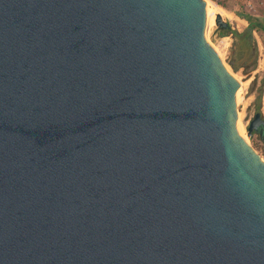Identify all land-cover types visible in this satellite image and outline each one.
<instances>
[{"label": "water", "instance_id": "95a60500", "mask_svg": "<svg viewBox=\"0 0 264 264\" xmlns=\"http://www.w3.org/2000/svg\"><path fill=\"white\" fill-rule=\"evenodd\" d=\"M211 11L0 0V264H264V158Z\"/></svg>", "mask_w": 264, "mask_h": 264}, {"label": "rangeland", "instance_id": "374dc122", "mask_svg": "<svg viewBox=\"0 0 264 264\" xmlns=\"http://www.w3.org/2000/svg\"><path fill=\"white\" fill-rule=\"evenodd\" d=\"M220 12L225 11L224 19L230 23L231 28L242 31L248 22L242 18L243 13L257 16L264 23V0H207ZM211 28L205 33L206 40L213 46L227 68L234 74L240 84L236 109L241 131L246 141L264 158V141L260 135L253 131L251 136L247 135V127L256 112L264 117V34L255 32L254 37L258 46L256 67L249 73L244 71L243 63L249 61L250 47L242 40L232 35H225L219 39L222 30L218 32L215 16L211 22ZM206 31V29H205ZM233 59L237 69H234L229 60ZM255 81V84L253 85ZM253 90V91H252ZM261 92V99L256 101L257 94ZM259 105V109H257Z\"/></svg>", "mask_w": 264, "mask_h": 264}, {"label": "trees", "instance_id": "16d2710c", "mask_svg": "<svg viewBox=\"0 0 264 264\" xmlns=\"http://www.w3.org/2000/svg\"><path fill=\"white\" fill-rule=\"evenodd\" d=\"M241 17L244 18L248 22V24L246 25V27L242 31L231 28L230 23H228V25L226 27L222 28V32H221L222 34L221 35L222 36L232 35L234 38L242 40L249 45V47H250V52H249L250 60L245 61L243 63L244 71L246 73H249L252 70H254L256 67V60H257V54H258V46H257L256 40L254 37V33L260 32V33L264 34V23H262L261 20L257 16H254V15L249 14V13H243ZM229 63L234 69H237V66H236L233 59H230ZM254 84H255V81H254L253 85ZM260 99H261V92H259L257 94L256 101L259 102ZM257 109H259V105H258Z\"/></svg>", "mask_w": 264, "mask_h": 264}, {"label": "bare ground", "instance_id": "6f19581e", "mask_svg": "<svg viewBox=\"0 0 264 264\" xmlns=\"http://www.w3.org/2000/svg\"><path fill=\"white\" fill-rule=\"evenodd\" d=\"M216 13H220L222 16H226L224 13H225V11H224V13H223V11L222 12H220L219 10H218V8H217V6H212V11H211V13L209 14V16L207 17V20H206V31H205V33H207L208 32V29L209 28H211V27H209L210 26V24H211V22L213 21V18H214V16H215V14ZM240 92V86H239V89H238V92H237V97L239 98V93ZM240 99V98H239ZM238 100V99H237ZM237 128H238V131H239V133L241 134V136L242 137H244L243 136V134H242V131H241V124H240V122H239V120H238V123H237ZM245 138V137H244Z\"/></svg>", "mask_w": 264, "mask_h": 264}, {"label": "flooded vegetation", "instance_id": "af4514ba", "mask_svg": "<svg viewBox=\"0 0 264 264\" xmlns=\"http://www.w3.org/2000/svg\"><path fill=\"white\" fill-rule=\"evenodd\" d=\"M256 132V131H255Z\"/></svg>", "mask_w": 264, "mask_h": 264}]
</instances>
